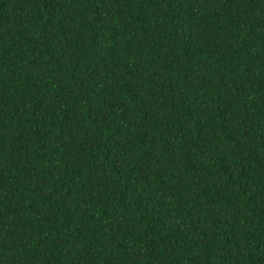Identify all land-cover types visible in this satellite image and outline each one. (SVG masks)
Here are the masks:
<instances>
[{
  "label": "trees",
  "instance_id": "obj_1",
  "mask_svg": "<svg viewBox=\"0 0 264 264\" xmlns=\"http://www.w3.org/2000/svg\"><path fill=\"white\" fill-rule=\"evenodd\" d=\"M0 264H264V0H0Z\"/></svg>",
  "mask_w": 264,
  "mask_h": 264
}]
</instances>
